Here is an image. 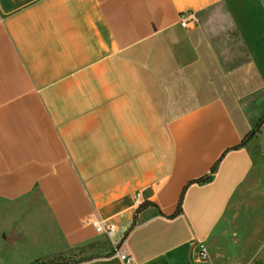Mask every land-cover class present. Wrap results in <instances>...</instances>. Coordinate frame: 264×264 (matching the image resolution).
Masks as SVG:
<instances>
[{
	"label": "crops",
	"instance_id": "1",
	"mask_svg": "<svg viewBox=\"0 0 264 264\" xmlns=\"http://www.w3.org/2000/svg\"><path fill=\"white\" fill-rule=\"evenodd\" d=\"M263 103L264 0H0V264H264Z\"/></svg>",
	"mask_w": 264,
	"mask_h": 264
},
{
	"label": "built area",
	"instance_id": "2",
	"mask_svg": "<svg viewBox=\"0 0 264 264\" xmlns=\"http://www.w3.org/2000/svg\"><path fill=\"white\" fill-rule=\"evenodd\" d=\"M192 19H193L192 15H189L185 18H182L181 19L182 26L188 27L189 23L191 22ZM135 201H136L137 205H142V200H141L140 194H137ZM90 223L98 235H105L111 241L117 233L116 226L110 224L109 222H107L106 220H104L98 216H95L91 220ZM115 245H116L115 254L121 261L124 262V264H136V260H135L134 256L131 255L127 251V249L123 246V243L115 244ZM197 260L202 264L207 263L209 260L208 252H207V250L203 244H201L199 246V252H198Z\"/></svg>",
	"mask_w": 264,
	"mask_h": 264
},
{
	"label": "trees",
	"instance_id": "3",
	"mask_svg": "<svg viewBox=\"0 0 264 264\" xmlns=\"http://www.w3.org/2000/svg\"><path fill=\"white\" fill-rule=\"evenodd\" d=\"M263 125H264V118H262L256 124V126L250 132H248L246 134L245 138L243 139V142H242L241 146H244L247 142H249L250 140H252L258 133H260L261 128L263 127ZM235 149H237V148H235ZM213 171H214V169H213ZM209 180H210V177L209 176H206V177L201 178L198 182H200V183H206ZM140 207L141 208H139V210L137 211V213L140 212V210L142 209V207H144V205L142 204Z\"/></svg>",
	"mask_w": 264,
	"mask_h": 264
},
{
	"label": "rangeland",
	"instance_id": "4",
	"mask_svg": "<svg viewBox=\"0 0 264 264\" xmlns=\"http://www.w3.org/2000/svg\"><path fill=\"white\" fill-rule=\"evenodd\" d=\"M253 116L261 119L264 117V103L256 108L255 112H253ZM107 243L112 244V241L108 239Z\"/></svg>",
	"mask_w": 264,
	"mask_h": 264
}]
</instances>
